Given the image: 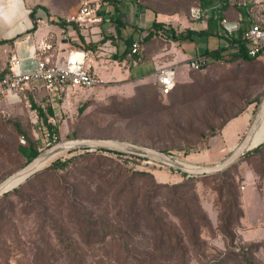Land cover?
<instances>
[{"label":"rangeland","instance_id":"374dc122","mask_svg":"<svg viewBox=\"0 0 264 264\" xmlns=\"http://www.w3.org/2000/svg\"><path fill=\"white\" fill-rule=\"evenodd\" d=\"M22 1L33 8L42 7L45 17H58L62 20L73 15L84 1L102 4L100 0ZM121 1V10L125 13L123 19L128 23L123 29V35L125 38L129 36L138 38L141 29L136 25L132 14L135 0ZM144 1L169 8L178 6L184 11L188 6L186 13L191 8L201 5L200 0ZM239 3V0L235 2L236 5L241 4ZM219 6L220 4L215 2L209 7H204V17L200 21H193L189 14H184L182 17L187 24H191L193 29H200ZM248 23L242 24L244 32L249 28ZM43 25L45 28L36 36L45 34L46 43L53 46L50 53H53L55 59L67 57L69 54L70 48L65 43H70L72 47H79L73 42L68 28L66 33L63 32L58 37L53 32L58 31V28L49 24L48 19L45 18ZM239 33H242V29ZM110 35L112 34L108 33L107 29L103 30V36ZM112 40L114 45H119L116 37ZM214 42H217V39L207 41L198 37L194 43L189 41L184 45L195 50L204 43L214 49ZM111 45L113 46L112 42L102 46L98 52L90 54L87 60V66L93 65L98 69L100 76L106 80L105 85L70 91L66 96L62 95L61 100L54 101L53 107L56 114L49 118V123L58 129L56 143L77 138L101 139L104 131L110 130L113 136L110 139L133 143L138 141L137 144L145 146L154 145L158 149L170 151L169 154L189 164L209 166L225 159L242 141L264 97V61L256 60L254 63L220 61L197 70L192 69L193 61H178L181 56L183 57V52H179L178 59L172 62L177 81L175 93L171 98H165L161 96L156 85L155 71L159 68L158 63L139 62L136 65L134 62H138V59L128 58L125 63L124 60L109 59L110 55L103 54L111 49ZM60 51L61 55H59ZM249 101L257 104H254L249 111L247 110V114L231 121L220 132L221 128L215 124L221 123V119L231 117ZM42 105H45L47 110L48 104L44 96L31 97L29 94H25L21 102L0 104V182L26 165L27 160L18 152L19 146H33L44 151L56 144L53 138L48 137L47 126L39 116L38 107L42 108ZM130 114L134 116L129 118ZM262 138L264 139V133ZM25 141L26 145H24ZM84 152L86 151H73L58 159H67ZM104 158L108 159L104 161L107 164L114 160L126 164L131 169L149 172L160 183L173 184L185 179L178 172L149 161H133L127 157L115 155H104ZM263 168L264 150L244 161H238L231 167L233 169L231 175H238L244 212V218L235 229L238 235L236 253L239 247L247 248L260 241L264 243V174L260 175L255 171V169ZM87 184L89 185V182ZM220 184V181L215 179H203L196 184L202 208L214 226L218 225L219 209L216 190ZM94 189L95 187L93 191ZM4 196L0 198V225L3 213H10L12 207L3 199ZM163 211L168 214L165 209ZM168 220L183 237L189 264H245L243 259L230 258L228 241L213 228L201 230V239L204 243L201 253L191 246L181 223L171 215ZM9 222L7 235L0 233V264H5L4 258L7 256L9 264H33L30 251L32 245L29 244L31 240L36 241L33 221L28 216L19 215L18 211L16 217ZM71 230L74 233V230ZM78 232L77 230L74 233L76 238H78ZM111 243L108 240L91 248L82 246L87 256V264H98L97 259L104 260L100 264H135L130 258L126 261L127 254L118 242ZM118 253L120 255L122 253L121 259L119 263H115L113 259ZM244 259L251 260L255 264H264V248L259 249L252 257L245 256Z\"/></svg>","mask_w":264,"mask_h":264},{"label":"trees","instance_id":"16d2710c","mask_svg":"<svg viewBox=\"0 0 264 264\" xmlns=\"http://www.w3.org/2000/svg\"><path fill=\"white\" fill-rule=\"evenodd\" d=\"M236 1L238 0H200L201 5L196 8L202 11L204 7H209L215 2L220 4L207 20V27L204 30L181 29L180 25L155 20L142 38L135 40L133 36L129 38L122 36V30L128 24L123 19L124 13L120 11L122 1L100 0L102 7L113 5L118 10L119 18L114 21L118 35L116 39L118 41L122 39L126 46L125 52L116 57L118 61L125 60L131 54L135 59L141 58L139 62L142 63L149 51H161L165 48L168 49L172 44L193 41L195 36L223 39L225 45L212 50L208 49L202 54L207 59V67L211 63L220 61L254 63L257 60L249 55L250 41L243 37H237L235 32H228L222 26V21H229L227 12L230 11L235 14L237 19L239 18L241 24L249 22V28L246 31L256 23L264 24V0L260 3H257L256 0H239L240 5H236ZM153 5L159 6L160 4ZM186 7L188 8V6ZM187 8L184 11L180 10L178 6L168 7L170 10H178L181 16L189 14L191 17L192 8L190 13H186ZM38 9L43 8L35 7L32 13L33 18ZM99 15L101 21L89 25L91 29L82 30L77 25H72L73 31L80 38V44L79 47H73L74 50H71L95 52L106 42H113L114 35L106 37L103 36L102 31H96L97 26L102 25L105 17L101 11ZM253 15L259 19L257 20ZM48 23L60 27L64 33L69 26L65 20L58 17L48 16ZM36 29L37 23L34 22L31 32ZM7 42L12 45L11 41ZM2 44L0 42V45ZM134 44H142L146 47V51L141 54L139 50L133 54ZM53 59V61L56 60ZM197 70H201V68ZM9 71L8 65L3 71V75L8 74ZM156 85L158 86V84ZM174 90L163 96L159 88L161 96L165 98H171L175 93ZM44 93V89L26 92L31 97L34 95L43 97ZM62 95L66 96L67 92H63L52 103H49L47 110L44 111L38 107L40 118L43 119L50 133L56 135L59 133L58 129L49 123V118L55 116L54 101L61 100ZM254 104L257 103L251 101L245 103L231 117L221 119V123L215 125L221 128V132L228 123L243 115ZM133 116L128 115L129 118ZM111 134L110 130L104 131L100 138L110 139L113 137ZM136 142L138 141H134V143ZM24 145H26V141ZM149 147L170 153V151L158 149L154 145ZM263 150L264 144L240 161L260 154ZM18 152L27 160V165L42 151L33 146H19ZM104 155L127 157L133 161H146L139 157L104 150L86 151L67 159L56 160L52 165L31 177L25 184L4 196L3 199L12 207L10 213H3L0 225L1 235H7L9 221L14 219L19 211V215L28 216L33 221V229H36L34 234L36 241L29 242L32 245V249L29 248L33 264H61L62 262L87 264V256L83 252L82 246L91 248L108 240L112 242L111 244L118 242L127 254L126 261L130 258L135 264H189L183 237L168 220L171 215L181 223L189 243L196 251L202 253L204 249L201 230L213 228L228 241L230 258L243 259L245 264H255L244 258L247 255L252 257L259 249L264 248V243L261 241L247 248L239 247V251L235 252L238 241L235 229L244 218V212L238 175H231L234 168H229L216 175L205 176H188L178 172L185 178L184 181L168 184L157 182L155 176L149 172L131 169L126 164L114 160L107 164L104 161H108V159L104 158ZM255 171L260 175L264 174V168L262 170L255 169ZM203 179H215L221 183L216 190L219 209L217 226L212 224L209 216L204 212L198 197L196 184ZM94 184L95 186H93ZM163 209L168 211V214ZM71 229L74 230V233L79 231L78 238L74 236ZM121 255L118 253L113 261L119 263ZM4 259L6 260L5 264H9L8 256ZM101 262L104 260L97 259L98 264Z\"/></svg>","mask_w":264,"mask_h":264},{"label":"crops","instance_id":"0c3cea01","mask_svg":"<svg viewBox=\"0 0 264 264\" xmlns=\"http://www.w3.org/2000/svg\"><path fill=\"white\" fill-rule=\"evenodd\" d=\"M261 1L262 0H256L257 3H260ZM133 4H134V9H133L134 13L132 12V14L134 15L135 21L137 23L136 25H138L139 28L141 29V32L139 31L140 35L138 38L133 36L135 40L141 39L142 36L146 33V31H148L152 27L155 20L159 22H165L171 24L174 23V25L176 24L180 25L181 29H193L191 24H187L185 22L184 18L179 14L178 10H170L168 9V7H164L162 5L155 6L153 4L146 3L144 0H135ZM100 5H101L100 11L104 13L105 17L102 25L97 26L96 31L103 32V30L107 29L108 33H111L112 35L117 37L118 35L116 33V27L114 25V21L117 20V15H118L117 8L113 5H108L106 7L105 6L102 7V4ZM120 5H121L120 11L124 13V11L121 10L122 3ZM34 9L35 8H33L32 6L26 5V3L22 0H0V42L3 43L2 45H0V69H2L3 71L9 65L10 58L14 53L22 59L24 68L26 70H33L37 67V62L36 60H34L33 52L41 42H46V40L44 39L45 34L41 35L40 33L39 35L41 36H36V35H38V32H41V30L45 28V26L43 25L44 20L45 18L48 19V17H45V13L43 12V10L38 9L37 12L35 13V17H34L35 19H34L32 17V13ZM227 16L229 20V21L226 20L228 22L227 24H234L238 26V29L232 32H235V35L237 37H243L245 32L243 31L242 24L239 22V18L237 19L235 17V14L230 13V11L227 12ZM256 19L258 20L259 18L256 17ZM34 22L37 23V29L34 32H31V30L34 28ZM56 27L58 28V31H53V32L58 37H60L63 34L64 30H62L58 26ZM206 27H207V23L203 24L202 28L193 29V30L200 31L206 29ZM68 29H69L68 32L69 35L73 37V42L76 43V45H79L80 44V42H78L80 40V38H78L79 36L76 34L75 31H73V29L71 30L70 25L68 26ZM225 29L228 32H231L226 28V26ZM241 29H242V33H239ZM122 36L123 38H125V36L123 35V30H122ZM197 38H198L197 36L193 37V41L191 42L194 43ZM203 38L206 39L207 41L212 39H217V42L213 43L214 49L225 45V41L223 39H218L213 37L211 38L203 37ZM7 41H11L12 45L9 44ZM110 42L112 41H108L104 45L106 44L109 45ZM188 42L189 41L172 44L170 47H168V49L165 48L161 51L151 50L148 52V55L145 61L142 62V64L148 62L158 63L159 68L157 69V71H155V73H157L158 70L162 67L172 66L173 64L172 62L178 59L177 56L179 52H183V57L181 56L178 59V61L183 62L188 60L192 62L194 60H197L198 58L204 59L205 57H203L202 54L208 49L211 50L213 49L209 47V45L201 43L199 47H197L194 50L192 49V47L189 46L186 47V45H184ZM112 44H113V46L111 45L112 50L108 49L107 52L104 53L103 55H110L109 59L112 58L113 60H117L116 57L121 56L125 52L126 46L124 45L122 39L119 40L118 46L114 45L113 42ZM65 45L70 48L69 52L72 51L71 49L73 47L70 45V43L67 42L65 43ZM104 45H101V47ZM98 51L99 50L95 52L90 51L87 53L89 56L90 54L96 53ZM144 51H146V47L141 44L140 53L142 54V52ZM59 55H61V51ZM128 58L135 59L133 55L130 54L124 60V63L128 61ZM139 60L138 62L137 61L134 62L135 60H133L134 64L136 65L139 64ZM92 66L91 65L89 66L91 70L94 73H96L97 76L101 77L99 72L97 71L98 69ZM102 79L106 82L104 78ZM245 114H247V111L243 115ZM261 132L264 133L263 126Z\"/></svg>","mask_w":264,"mask_h":264},{"label":"built area","instance_id":"2783aa9c","mask_svg":"<svg viewBox=\"0 0 264 264\" xmlns=\"http://www.w3.org/2000/svg\"><path fill=\"white\" fill-rule=\"evenodd\" d=\"M101 6L91 1H84L77 11L68 16L65 21L68 25H77L84 30L89 25L99 23ZM192 19L198 21L204 17V11L199 8L191 9ZM228 22L224 20L222 26ZM231 33V32H230ZM244 39L250 41L249 55L260 61H264V24L256 23L243 35ZM53 46L41 42L33 52L37 67L33 70L24 68L22 59L15 53L9 62V73L3 75L0 69V104L2 102H21V98L27 91L35 92L44 89V100L47 104L60 96L63 92L70 93L78 89H91L100 87L106 82L87 66L88 53L82 50L70 51L67 57L58 58L53 61L51 50ZM141 50L140 44H134L133 54ZM202 58L192 62V69L202 68ZM156 82L161 94H170L176 84V71L173 66H165L158 70ZM45 111V105H42ZM43 120V119H42ZM48 130V128H47ZM47 132V131H46ZM48 137L57 142L56 134L47 132Z\"/></svg>","mask_w":264,"mask_h":264},{"label":"water","instance_id":"95a60500","mask_svg":"<svg viewBox=\"0 0 264 264\" xmlns=\"http://www.w3.org/2000/svg\"><path fill=\"white\" fill-rule=\"evenodd\" d=\"M226 28L229 31H235L238 26L227 24ZM202 67H207V59L204 58ZM264 121V97L258 107L255 117L245 134L242 141L232 150V152L222 161L209 165L197 166L189 164L172 154L161 152L149 146L123 141L118 139H91L77 138L68 141L58 142L48 149L42 151L38 156L32 159L26 166L8 176L0 182V198L14 191L23 185L31 177L45 169L44 166L51 158L62 154L71 153L77 150L85 151H111L124 155L142 158L146 161L167 167L175 172H181L188 176H205L216 175L222 173L234 164L240 161L243 157L250 154L264 144V139H259L258 133ZM60 158V157H58ZM56 158V159H58ZM54 159L53 161H55ZM52 161V162H53ZM49 166V165H48Z\"/></svg>","mask_w":264,"mask_h":264},{"label":"bare ground","instance_id":"6f19581e","mask_svg":"<svg viewBox=\"0 0 264 264\" xmlns=\"http://www.w3.org/2000/svg\"><path fill=\"white\" fill-rule=\"evenodd\" d=\"M264 122V121H263ZM262 126H263V124H262ZM261 130H262V127H261V129H260V131H259V133H258V138L259 139H263L262 138V132H261ZM66 153H62V154H59V155H57V156H55V157H53V158H51L44 166H48L54 159H56V158H58V157H61V156H63V155H65Z\"/></svg>","mask_w":264,"mask_h":264}]
</instances>
